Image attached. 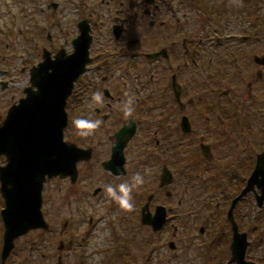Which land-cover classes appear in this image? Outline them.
<instances>
[{
    "label": "flooded vegetation",
    "instance_id": "1",
    "mask_svg": "<svg viewBox=\"0 0 264 264\" xmlns=\"http://www.w3.org/2000/svg\"><path fill=\"white\" fill-rule=\"evenodd\" d=\"M14 1V11L10 4L0 3V45L7 48L0 52V61L11 63V69L0 68V126L8 118L14 137L42 132L45 110L36 114L32 111L35 107L30 111L16 108L37 90L31 70L42 61L45 50L52 56L59 50L72 53L75 39L86 27L91 36V60L74 82L66 108L70 98L76 109L84 91L96 93L99 99H93V122L99 121L98 127L104 128L101 132L110 134H98L96 127L80 137L83 143L75 140L79 147L91 150L90 159L77 165L76 181L71 183L68 176L46 177L42 189L45 218L43 206L49 202H45L46 183L57 178L69 180L76 197L70 217L59 229L53 230L49 224L47 230L35 228L20 235L4 260L1 211L5 201L0 191V264H264V225L259 221L264 216V198L259 206L256 184L253 190L244 191L262 162L264 133L261 139L250 140L245 130V125L249 127L247 116L237 114L239 109L251 107L254 92L264 94V53H252L247 66H235V90L224 84L228 79L220 69L222 64L234 66L245 60V53L258 38L239 33L235 39L244 46L231 51L234 61L223 62L217 31L209 34L202 29L198 34L187 20L195 0H97L88 13L77 18L78 35L68 49L63 46L59 16H47V11L56 12L60 1ZM103 7L113 11L112 17L103 15ZM207 17L212 18L210 13ZM257 18L260 24L251 26L264 28V19ZM102 25L110 27L103 34ZM102 41L113 48L110 62L99 61L105 53L100 49ZM96 42L99 48L93 52ZM210 68L212 74L219 75L215 84ZM7 89L9 104L2 114L6 101L1 106V98ZM204 104L211 116L202 110ZM126 107L132 109L130 115H125ZM255 107L263 117L264 98L251 108ZM28 115H33L34 123L25 128ZM119 132L128 138L122 163L112 156ZM136 140L141 141L142 150L130 165L127 151ZM218 150H225L224 156L218 155ZM7 161L1 153L0 166ZM134 171L142 183L129 180L128 173ZM182 173L188 178L183 189L177 181ZM120 185L131 189V209L118 201L123 195ZM160 206L165 221L156 228L153 220ZM254 207L259 209V220L250 216ZM235 239L238 245L233 248Z\"/></svg>",
    "mask_w": 264,
    "mask_h": 264
},
{
    "label": "water",
    "instance_id": "2",
    "mask_svg": "<svg viewBox=\"0 0 264 264\" xmlns=\"http://www.w3.org/2000/svg\"><path fill=\"white\" fill-rule=\"evenodd\" d=\"M83 22L85 21L81 23ZM83 31L84 34L75 39L72 53L67 54L59 50L52 56L48 50L44 51L42 61L31 70L32 84L37 90L29 93L27 98L16 106L28 111L29 108L32 110L35 107L32 111L36 114L41 108L45 110L42 112L45 118L41 120L42 132L23 137L19 134L14 137L9 131L8 118L4 125L0 126V154H6L8 160L6 165L0 166V191L5 201V207L1 211L4 224L3 260L9 255L17 237L31 229L49 228L42 212V189L46 177L68 176L71 183H74L78 174V163L91 157L90 149L79 147L64 138V129L68 124L67 98L72 92L74 82L91 60V36L88 28H83ZM26 123L25 128L34 123L33 115L26 117ZM117 135L118 142L113 145L112 156L113 160L122 163L123 147L128 138H122L120 132ZM253 184L260 190L256 199L261 206L264 198V156L262 162H258L244 191L253 190ZM158 208L159 214L157 213L153 220L156 228L161 227L165 221L164 207ZM233 229L234 234H238L236 228ZM232 245L233 248L238 245L237 239Z\"/></svg>",
    "mask_w": 264,
    "mask_h": 264
},
{
    "label": "rangeland",
    "instance_id": "3",
    "mask_svg": "<svg viewBox=\"0 0 264 264\" xmlns=\"http://www.w3.org/2000/svg\"><path fill=\"white\" fill-rule=\"evenodd\" d=\"M58 1H60L61 4L57 9H55L56 12L54 13L51 11H47V16L54 17L55 14L59 16V23L61 24L59 26H61V28H64V30L62 32L63 46L68 48V49H71L72 48L71 41L73 39H75V37L78 35V29H77V25L75 23L77 18L84 13H88V11H89L88 8L89 7L92 8V6H95V3L97 2V0H58ZM195 2H196L195 3L196 5L193 4L192 5L193 9L188 12L190 18H188L187 20H189V22L191 23L193 31H195L196 33L198 32V34L202 31V29H203L202 32H207V30H209V34L213 30L217 31L218 35L221 38V44L217 47V49L221 54L223 62L234 61V57L232 56L231 51L232 50L237 51L238 45L242 44V43H240L241 42L240 40L235 39V38H238L235 36H237L239 33L250 34L251 36H256L258 38L256 40V42H253V45L248 50V52L245 53V54H247L246 57H243L245 60H240V62H237L234 66H233V64H230V65L222 64L220 67L221 72L224 75V78L228 79L224 82V84L232 87L235 90L234 85L238 84L237 80L233 77L234 71H235V66H240V64L241 65L244 64L245 66H247L245 63L249 61L248 58L250 59V56L252 53L259 54V55L264 53V28H262V25H260L259 27L257 25V28H253L251 26V24H260V23H258V22H260V19L257 17H261L262 20L264 19L263 18V16H264V0H195ZM0 3L10 4L11 5V11H14L13 6L16 3L14 0H0ZM17 7H16V10H17ZM103 8L105 10L103 12V15L106 13V15L109 14L112 17L113 11L112 10L108 11L105 9V7H103ZM53 13H54V15H53ZM209 13L212 17L211 19H209L207 17V14H209ZM255 16H257V17H255ZM106 21H104V22H106ZM202 23H203V25H202ZM247 23H250V25H247ZM245 24H246V26L243 27ZM48 26L52 27L53 32L56 31L52 24H50ZM241 27H243V29ZM100 28H102V30L101 31L99 30V31L101 34H103L104 30H106L110 27H109V25H102V26H100ZM225 38H228V39H225ZM96 44H97V42L94 43V45H93V48H92L93 52L97 51V49L99 48L98 46H96ZM99 45L102 46V48H100V49L105 51V53L103 54L104 57L102 59H100L99 61L102 63H105L109 59V62H110L113 59V57L110 56L111 50L113 51V48H111L112 46H111L110 42L107 44L106 41H102V42H99ZM54 46L56 49L59 48V36L55 39V45ZM241 46H244V45H241ZM2 51L3 52L7 51V48L5 46H3V44L0 45V52H2ZM250 64H251V62H250ZM10 65H11V63H7L3 60L0 61V68L11 69ZM17 65H18V63H17ZM9 71H11V70H9ZM210 72H211V76H212L211 82L215 84V82L219 80L218 79L219 75L212 74L211 68H210ZM213 73H214V71H213ZM9 77H10V75H8V78ZM232 80H233L234 84L232 83ZM82 85L83 84H81V86ZM78 88H80V87H78ZM260 89H262V88H260ZM9 91L10 90H8V89L5 90L4 93L6 95L4 98L3 97L1 98V99H3L1 106L3 105L4 101H6L4 103V105L2 106L3 110L1 108L2 114H4V111L7 109V106L9 104V100H8ZM95 96H96V93H93V92L92 93H88V92L86 93L84 91L83 94L80 95L81 105H78V107H76V109L72 105V98H70V103L68 104V106L66 108L67 113H68L69 123H68L67 128L64 132L65 139H68L72 142L78 141L80 143H83V142L79 141V139H83V138H80L82 136L80 133L83 130L80 129V132H78L76 130L77 127L75 126L74 122L78 119L93 122L94 117H93L92 106L94 105L93 99L95 98ZM17 97H14V98H17ZM14 98H11V102L14 100ZM263 98H264V94L262 92L261 93L260 92L259 93L254 92L251 107H252V105L257 106V104L262 102ZM251 107L248 106V108H245L243 110L239 109L237 114L240 116L244 113L246 114L247 121L249 122V127H247V125H245V127H246L245 130L249 131L248 136H251L250 140L257 141L258 139H261L262 134L264 133V128L260 127L261 125H264V116L260 117L259 114L257 112H255L257 110V107H255V108H251ZM258 107H260V106H258ZM199 108L201 109V107H199ZM203 109L207 110V114L209 116H211L210 115L211 110L209 109V107L206 104L202 105V110ZM208 120H209V118H208ZM257 125H259V127H256ZM211 126H213V124ZM102 129H104V128H102V126L97 127L98 134H100V133L102 135L110 134V133H105L104 131L102 133L101 132ZM84 130L90 131V132L92 131V129L91 130L84 129ZM251 131H253L254 134H252ZM144 132L146 133L147 130H144ZM214 136L208 137V139H212ZM138 138L143 139V135L139 134ZM241 145L244 146V144H241ZM141 150L142 149H141V141L140 140H136L130 144L128 151H127V160L129 161L130 165L135 164V160H137V158L140 156ZM194 150L195 149H191L192 152ZM241 150H242V148H241ZM218 151L220 152L218 155H223L225 150H223V151L218 150ZM128 175L130 177V179H129L130 181L134 180L137 177L135 171L128 173ZM187 180H188V178H187V176L184 175V173L179 174V178L177 181L181 185L182 189L185 188L186 184L188 183ZM182 184H185V185L182 186ZM46 188H47V192H46L47 197L45 199V202L47 199H49V202L44 204V206H43L45 218L47 219V222L51 225L53 230L55 228L59 229L61 227V224L64 222V219L66 217H70L69 214H70L71 208H74V206H75L74 199L76 197L74 195V187L72 186V184L70 183L69 180L57 178L56 180L48 181L46 183ZM178 191L180 192V189H178ZM258 212H259V209L257 207L252 208L250 211L251 218H253L255 220L256 219L259 220L260 217H259ZM262 218H263V220L260 218L259 221H260L261 225H264V216L263 215H262ZM257 223H258V221H257ZM69 231H70V229H69ZM165 232H167V231H165ZM0 234H2L1 222H0ZM32 238H33V236L28 237L27 239H32Z\"/></svg>",
    "mask_w": 264,
    "mask_h": 264
},
{
    "label": "clouds",
    "instance_id": "4",
    "mask_svg": "<svg viewBox=\"0 0 264 264\" xmlns=\"http://www.w3.org/2000/svg\"><path fill=\"white\" fill-rule=\"evenodd\" d=\"M95 98L99 99V95H97ZM128 104L129 105L131 104L130 100H129ZM131 111H132V109L130 107H126L125 108V115H130ZM74 123L78 129H81V130L89 129V130H91V129H95L96 127H98L100 122L99 121L92 122V121L78 119ZM80 134L81 135H88L89 133L87 131H81ZM135 179H136L137 183H142V179L139 176H137ZM108 191H109V193L114 194V190L112 188H109ZM130 191H131V189L127 185H120V192L123 193V195L118 198V201L121 203L122 207L128 208V209H131V207H132L131 203L129 202L130 201V195H129Z\"/></svg>",
    "mask_w": 264,
    "mask_h": 264
}]
</instances>
